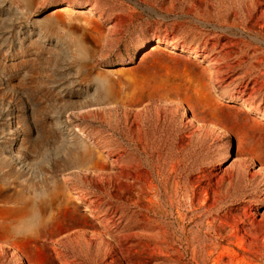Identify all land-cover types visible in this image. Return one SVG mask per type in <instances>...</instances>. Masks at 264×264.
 <instances>
[{
    "label": "rangeland",
    "instance_id": "obj_1",
    "mask_svg": "<svg viewBox=\"0 0 264 264\" xmlns=\"http://www.w3.org/2000/svg\"><path fill=\"white\" fill-rule=\"evenodd\" d=\"M180 49L213 65L219 102L264 119V0H0L4 232L25 233L21 209L56 190L45 221L69 197L113 233L48 229L38 244L60 264H264V168L239 140L233 154L157 103L106 106L111 68ZM95 149L112 174L85 170ZM5 248L0 264H30Z\"/></svg>",
    "mask_w": 264,
    "mask_h": 264
},
{
    "label": "water",
    "instance_id": "obj_2",
    "mask_svg": "<svg viewBox=\"0 0 264 264\" xmlns=\"http://www.w3.org/2000/svg\"><path fill=\"white\" fill-rule=\"evenodd\" d=\"M140 53L134 63L111 68L110 76L118 93L113 95L106 106H119L132 112L146 109L152 103L166 106L182 117L184 126L200 125L202 128L222 131L231 138L233 154L237 153L235 144L240 142L238 156L254 162L253 170L264 168V119L250 113L242 101H218L214 92L215 69L207 60L192 51H174L166 54ZM85 165V170L96 174H112V158L96 149ZM76 204L80 216L86 220L88 234L112 238L108 231L85 205ZM66 234H60L54 241Z\"/></svg>",
    "mask_w": 264,
    "mask_h": 264
},
{
    "label": "bare ground",
    "instance_id": "obj_3",
    "mask_svg": "<svg viewBox=\"0 0 264 264\" xmlns=\"http://www.w3.org/2000/svg\"><path fill=\"white\" fill-rule=\"evenodd\" d=\"M180 51L184 50L180 49ZM109 89H112V87L109 86ZM219 135L222 136L223 132L220 131ZM97 156L102 157L101 154H97ZM95 170L96 173L103 174L100 169ZM57 193L56 190H52L47 196L44 194L41 199L32 201L30 206L26 205L21 209V213H29L32 216V223L25 233L18 236L10 235L6 231L4 232L0 226V256L7 252L5 246H8L11 247L10 254L12 256L17 254L30 264H60L55 259V254L50 248L38 244L39 239L46 235L48 229L56 230V237L63 233L66 234L71 229L85 231L87 222L80 216L79 209L69 197H66L64 203L59 205L45 221L46 216L53 210L48 213L50 209L49 202L57 201ZM18 259L19 264L21 258ZM61 264L67 263L62 262Z\"/></svg>",
    "mask_w": 264,
    "mask_h": 264
}]
</instances>
